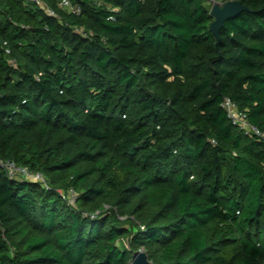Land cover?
<instances>
[{
	"label": "trees",
	"instance_id": "1",
	"mask_svg": "<svg viewBox=\"0 0 264 264\" xmlns=\"http://www.w3.org/2000/svg\"><path fill=\"white\" fill-rule=\"evenodd\" d=\"M208 1L0 0V159L50 186L0 169V264H264V137L222 106L264 131V0L218 44Z\"/></svg>",
	"mask_w": 264,
	"mask_h": 264
},
{
	"label": "built area",
	"instance_id": "2",
	"mask_svg": "<svg viewBox=\"0 0 264 264\" xmlns=\"http://www.w3.org/2000/svg\"><path fill=\"white\" fill-rule=\"evenodd\" d=\"M30 1L43 5L42 0ZM50 12H52V10H50ZM14 62L15 60H13V63ZM222 106L227 110L228 115L233 119V121L244 128L247 133H253L264 137V131L249 122L246 118V113L240 111L236 103L230 97H225L222 102ZM0 169L6 171V173L11 177L31 178L33 180L41 182L47 188L50 187L47 179L42 172L33 171L27 166L16 163L12 159H0ZM60 193L62 195V198L66 199L69 203L76 205L79 193L74 188H70L69 190H60ZM95 215L96 214H93L92 216L94 217ZM1 226L0 216V227Z\"/></svg>",
	"mask_w": 264,
	"mask_h": 264
},
{
	"label": "water",
	"instance_id": "3",
	"mask_svg": "<svg viewBox=\"0 0 264 264\" xmlns=\"http://www.w3.org/2000/svg\"><path fill=\"white\" fill-rule=\"evenodd\" d=\"M243 10H249V7L240 0H228L225 3L215 2L211 7L210 13L214 17L210 24V29L217 37V44L220 40V30L224 26L225 21L235 17ZM131 264H153L144 249L137 251L131 261Z\"/></svg>",
	"mask_w": 264,
	"mask_h": 264
},
{
	"label": "rangeland",
	"instance_id": "4",
	"mask_svg": "<svg viewBox=\"0 0 264 264\" xmlns=\"http://www.w3.org/2000/svg\"><path fill=\"white\" fill-rule=\"evenodd\" d=\"M215 2H220L219 0H209L208 4L210 5V8L213 6Z\"/></svg>",
	"mask_w": 264,
	"mask_h": 264
}]
</instances>
